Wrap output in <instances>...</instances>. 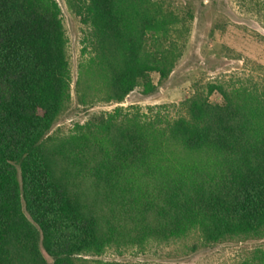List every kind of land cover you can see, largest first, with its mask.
I'll return each instance as SVG.
<instances>
[{"label": "trees", "instance_id": "16d2710c", "mask_svg": "<svg viewBox=\"0 0 264 264\" xmlns=\"http://www.w3.org/2000/svg\"><path fill=\"white\" fill-rule=\"evenodd\" d=\"M85 1L82 24L93 55L78 66L79 104L119 102L138 86L151 89L150 73L168 76L177 55L166 37L186 30L190 11L154 10L150 0ZM148 41L157 48L149 50ZM70 82L52 0H0V264L22 209L56 264L96 243L93 221L52 182L43 156V142L70 103ZM251 93L222 105L198 94L180 104L173 120L110 119L100 131L112 146L100 178L115 198L132 196L143 221L155 209L152 232L190 243L193 252L264 238V101ZM142 193L154 197L151 206L142 207ZM241 264H264V249Z\"/></svg>", "mask_w": 264, "mask_h": 264}, {"label": "rangeland", "instance_id": "374dc122", "mask_svg": "<svg viewBox=\"0 0 264 264\" xmlns=\"http://www.w3.org/2000/svg\"><path fill=\"white\" fill-rule=\"evenodd\" d=\"M52 2L66 39L70 103L43 142V156L52 182L65 190L96 229L95 245L66 264H241L255 248L264 249V238L224 242L194 252L190 243L168 242L152 232L155 209L143 221L134 198L112 196L99 173L106 149H112L100 133L110 119L153 121L158 115L160 120H173L180 104L198 94L211 105L237 101L246 92L264 101V0H150L157 4L154 10L161 6L162 11L183 16L190 11L186 30L166 37L175 41V47L168 48L170 40L160 45L177 55L170 73L163 79L150 73L152 88L138 86L122 101L99 97L86 105L78 103L74 90L79 64L93 55L89 27L82 24L86 1ZM145 37L152 41L151 34ZM151 41L153 51L158 44ZM140 196L142 207L155 201L145 193ZM123 202L131 210L124 209ZM21 212L22 219L8 239L6 264H56L47 256L37 227Z\"/></svg>", "mask_w": 264, "mask_h": 264}]
</instances>
